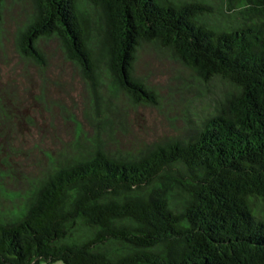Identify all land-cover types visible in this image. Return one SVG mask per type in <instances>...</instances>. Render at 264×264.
I'll use <instances>...</instances> for the list:
<instances>
[{"label":"trees","instance_id":"1","mask_svg":"<svg viewBox=\"0 0 264 264\" xmlns=\"http://www.w3.org/2000/svg\"><path fill=\"white\" fill-rule=\"evenodd\" d=\"M30 2L20 56L43 66L37 42L54 37L94 93L108 79L153 102L134 71L144 44L231 91L183 137L0 185V264H264V0Z\"/></svg>","mask_w":264,"mask_h":264},{"label":"rangeland","instance_id":"2","mask_svg":"<svg viewBox=\"0 0 264 264\" xmlns=\"http://www.w3.org/2000/svg\"><path fill=\"white\" fill-rule=\"evenodd\" d=\"M30 12V0H6L0 16V185L6 191H27L54 167L96 147L126 156L183 137L231 91L226 81H203L168 50L144 44L134 71L154 92L153 102L133 103L108 88V79L94 93L56 38L37 42L43 66L20 56L17 37Z\"/></svg>","mask_w":264,"mask_h":264}]
</instances>
